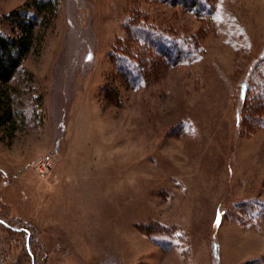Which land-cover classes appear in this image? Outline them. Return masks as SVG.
<instances>
[{
    "label": "rangeland",
    "instance_id": "rangeland-1",
    "mask_svg": "<svg viewBox=\"0 0 264 264\" xmlns=\"http://www.w3.org/2000/svg\"><path fill=\"white\" fill-rule=\"evenodd\" d=\"M171 1L58 0L10 82L3 264H264V209L248 207L264 205V111L252 108L258 90L245 102L238 91L264 56V0H210L211 15ZM25 2L0 0L2 32ZM134 13L189 53L151 48L136 87L113 56ZM173 231L182 240L158 234Z\"/></svg>",
    "mask_w": 264,
    "mask_h": 264
},
{
    "label": "trees",
    "instance_id": "trees-1",
    "mask_svg": "<svg viewBox=\"0 0 264 264\" xmlns=\"http://www.w3.org/2000/svg\"><path fill=\"white\" fill-rule=\"evenodd\" d=\"M176 3L184 5L193 13L211 15L212 8L210 7V0H176ZM57 13L58 0H26L23 7L14 9L6 17L9 23L10 33L7 34L0 30V131L2 130L3 133H7V131L12 133V131H14L15 121L18 115L16 111L14 112L11 105L12 96L10 94V82L16 73L22 69L25 58L42 43L44 34L41 30L45 32L50 28L57 17ZM140 19L144 24L139 23V21H141ZM145 22L146 21L143 20V17H141L139 13H134L133 17L126 23V41H123L121 44L117 42L115 45L117 50L113 52L116 67L125 77L126 84L132 87H136L138 80L143 77L140 67L145 64L146 56L150 55L151 48L157 49V52L169 58L172 52L171 49L175 47V51L173 52L175 53L174 60L176 62L188 61L189 53L186 48L177 46L179 44L177 41L172 46H169L167 44L168 42L165 40L167 37L161 33V30L147 27L145 26ZM126 44H128L127 48H125ZM132 55L137 58L135 59ZM251 80L252 82H249L247 79L243 80L240 84L238 90L239 100L245 102L249 90H255V92L258 90L259 94L256 95L253 100V105L257 107L253 106L252 108H255L254 111L257 114L260 111L263 113L264 56L260 59L257 70ZM12 91L16 90L12 87ZM249 107L251 108V106ZM240 118L241 115L238 112L237 122H239ZM262 118L264 119V115ZM248 207L250 213L253 211L252 215L259 214V210L264 209L263 204L259 205L260 208L258 210H251L250 206ZM0 224H5L11 229L14 228L8 225L3 219H0ZM158 234H166L163 236L164 239L182 240L181 234L176 231L171 233L160 232ZM29 250H31V248L27 249L28 254ZM3 263V259H0V264Z\"/></svg>",
    "mask_w": 264,
    "mask_h": 264
},
{
    "label": "bare ground",
    "instance_id": "bare-ground-1",
    "mask_svg": "<svg viewBox=\"0 0 264 264\" xmlns=\"http://www.w3.org/2000/svg\"><path fill=\"white\" fill-rule=\"evenodd\" d=\"M99 119V118H98ZM99 121L101 122V120L99 119ZM102 134V133H101ZM90 140H91V148H93V147H95V143H94V140L92 139V138H90ZM136 174H134V176H135ZM127 178H133V175H129ZM89 179H91V176L89 177ZM95 186H96V189H102V190H104V188H105V183H106V179L104 178H102V177H95ZM110 184H113L114 185V183H113V181H111L110 180ZM115 187H116V185H115ZM122 201V199H121V193H119V192H115V194H114V196L113 197H111V199H110V202H112V203H114V204H119L120 202ZM103 204V203H102ZM94 235H97V232L94 234Z\"/></svg>",
    "mask_w": 264,
    "mask_h": 264
},
{
    "label": "built area",
    "instance_id": "built-area-1",
    "mask_svg": "<svg viewBox=\"0 0 264 264\" xmlns=\"http://www.w3.org/2000/svg\"><path fill=\"white\" fill-rule=\"evenodd\" d=\"M51 166H52V158L51 157H46L44 159H41L36 166V170H37L38 175L41 178L46 177L48 172L50 171Z\"/></svg>",
    "mask_w": 264,
    "mask_h": 264
}]
</instances>
